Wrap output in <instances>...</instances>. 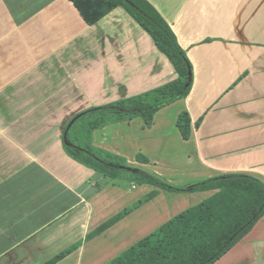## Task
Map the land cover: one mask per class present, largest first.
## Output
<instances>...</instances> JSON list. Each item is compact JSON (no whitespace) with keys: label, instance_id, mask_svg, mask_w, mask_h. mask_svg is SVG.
Returning <instances> with one entry per match:
<instances>
[{"label":"crops","instance_id":"crops-1","mask_svg":"<svg viewBox=\"0 0 264 264\" xmlns=\"http://www.w3.org/2000/svg\"><path fill=\"white\" fill-rule=\"evenodd\" d=\"M147 1L193 87L151 126L94 131L112 176L67 153L66 127L173 82V64L122 8L89 26L69 0H0V264H109L218 192L167 191L138 171L179 189L233 174L264 182V0ZM215 264H264V216Z\"/></svg>","mask_w":264,"mask_h":264},{"label":"trees","instance_id":"trees-1","mask_svg":"<svg viewBox=\"0 0 264 264\" xmlns=\"http://www.w3.org/2000/svg\"><path fill=\"white\" fill-rule=\"evenodd\" d=\"M69 1L89 26L119 8L124 9L151 36L176 70L177 78L173 82L127 100L90 109L66 127L64 147L72 158L89 168L117 176L118 166L112 163L115 157L93 147L94 131L136 118H142L146 126H151L159 110L190 94L193 66L171 27L147 0ZM177 126L182 137L188 140L192 128L187 112L179 116ZM137 175V182L171 192H218L109 264H215L264 216V182L248 175L221 176L192 189L174 188L142 171Z\"/></svg>","mask_w":264,"mask_h":264}]
</instances>
